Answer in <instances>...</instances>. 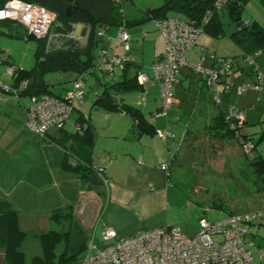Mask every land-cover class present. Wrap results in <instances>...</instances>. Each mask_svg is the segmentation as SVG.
<instances>
[{
  "label": "crops",
  "instance_id": "1",
  "mask_svg": "<svg viewBox=\"0 0 264 264\" xmlns=\"http://www.w3.org/2000/svg\"><path fill=\"white\" fill-rule=\"evenodd\" d=\"M145 10L123 13L128 20L132 19L136 23L127 26L129 32V29L151 22V20L139 22V17ZM253 20L264 27V22H260L258 18ZM4 22L13 23L25 35V28L21 24L10 20L0 21V24ZM81 29H85L84 34L78 33L74 36H77L80 43L82 39L85 43L88 29L83 25ZM114 30L115 27H111L107 32L113 34L111 32ZM130 34L132 38V32ZM146 34H142L141 37ZM160 38L157 42L159 37H156L155 43L146 40L144 43L141 40L140 43L137 38L131 39L130 54L135 58V63L124 71L116 67L113 74H100L96 69L91 73L82 74L81 77L72 73L48 74L46 79L54 94L64 96L72 87V82L80 79L83 97L82 100L73 101L71 115L77 111L76 115L70 117L63 129L51 127L43 139L34 135L25 125L24 108L28 105L27 97L17 98L0 89V201H7L17 214L20 228L27 234L30 233L31 237L37 238V235L44 231L55 230V226H59L61 231L70 230L75 226L85 231L88 239L93 237L95 242H99V234L104 227L113 228L117 238L128 237L150 230L151 226L144 225H149V220L163 211L171 199H175L176 194L169 191L167 173L172 157L179 148L188 115L199 101L197 82L201 78L200 74L187 65L181 68V76L173 85L178 110L176 111L175 108L171 110L170 107L166 118L155 116L160 107L159 86L156 82L147 81L139 85L140 88L136 90L115 94L116 103H123L140 111L145 124L152 129L150 131H140L138 126L134 125L132 117L124 111L108 112L93 106L94 100L102 91L103 83L136 77L141 72L149 77L152 76L150 64L165 47L161 35ZM110 41L101 42L99 46L105 47L110 54L123 52L120 43L116 40ZM206 45L207 43H203L201 46L206 49ZM204 54L208 53L204 51ZM243 54L242 51L241 56ZM147 55L151 56L149 62L144 60ZM10 57V50L0 47V81L5 84L10 80L5 76L3 69L8 65H16L14 61L9 62ZM253 62L264 74V50L253 56ZM22 63L23 60L20 65ZM203 65L211 67L212 61L206 59ZM250 66L252 65H249L248 69L239 63L238 77H241L237 79L239 84L254 81L255 74L251 72ZM84 85L90 89V92H84ZM155 87L158 88V92L153 95L151 91ZM177 88L187 101V107H181L183 100L178 98ZM241 93L236 106L244 112L243 131L244 134H248L249 124L255 121L250 116V112L258 107L264 108V83L260 90L247 89ZM262 114L264 112H261L257 119ZM78 116L88 118V124L94 130L90 164L103 169L102 173L108 181L107 185L102 184L98 178L84 182L78 176L60 169L64 158L71 165L76 162V158L64 148L71 146L73 142L62 135L72 134L75 131ZM156 128L172 131L170 132L172 138L167 140L159 138L154 133ZM58 138L65 142L64 147L58 143ZM164 163L168 166L167 170L161 167ZM56 210L67 214L59 223L49 218ZM261 210L264 211V203L257 211ZM249 229L251 237L254 240L255 237L258 239L253 249L254 255L257 256L258 251L264 249V216L251 222ZM259 263L264 264V261Z\"/></svg>",
  "mask_w": 264,
  "mask_h": 264
},
{
  "label": "built area",
  "instance_id": "2",
  "mask_svg": "<svg viewBox=\"0 0 264 264\" xmlns=\"http://www.w3.org/2000/svg\"><path fill=\"white\" fill-rule=\"evenodd\" d=\"M54 18L51 11L24 0H8L0 8V21H15L24 26L27 35L37 39L48 35ZM153 23L163 37L164 51L150 64L152 76L141 72L136 75V80L139 85L147 81L158 84L160 107L155 116L166 118L169 108L177 104L172 87L178 82L184 65L206 75V84L213 86L218 83L219 73H228L234 61L212 54H202L197 64L188 63L186 55L197 44L201 35L200 28L189 19L172 16L154 20ZM97 34L106 41L111 40V36L104 29H100ZM116 36L123 52L109 54L106 49H100L97 70L101 73L111 74L114 68H122L126 63L135 62L130 54L131 37L127 29L123 26L117 27ZM201 50L205 51L204 46ZM259 52L261 51L256 54ZM206 59L212 61L211 67L203 65ZM245 61L252 65L255 79L250 83H242L238 86V91L260 90L264 83V74L250 57H246ZM18 70L19 66H6L4 74L10 81L6 84L0 81V89L15 97L26 86V81L17 86L13 85ZM81 87L82 82L77 79L62 98L47 94L30 96L29 103L24 108L26 127L40 139L45 137L51 127H64L69 120L73 101L82 100ZM222 98V90L212 94V100L216 104L221 103ZM226 117L233 119L231 128L244 129L245 115L242 110L230 106ZM154 133L163 140L172 138V134L164 128H156ZM242 143L246 149L251 147L249 141ZM161 167L165 170L168 168L166 163ZM102 171L100 167L97 169L101 180L105 178ZM103 182L105 185L108 183L107 179H103ZM258 215L260 213L257 210L216 219L202 215L198 218V229L192 236L184 234L179 228L164 225L117 238L113 228L104 227L99 242H95L93 237L87 240L77 264H259V261H264V249H260L257 256L254 255L256 241L251 237L249 229L253 218Z\"/></svg>",
  "mask_w": 264,
  "mask_h": 264
},
{
  "label": "trees",
  "instance_id": "3",
  "mask_svg": "<svg viewBox=\"0 0 264 264\" xmlns=\"http://www.w3.org/2000/svg\"><path fill=\"white\" fill-rule=\"evenodd\" d=\"M7 1L8 0H0V8ZM24 1L39 5L51 11L54 13L55 18L51 25L52 28L50 27L49 33L45 38L37 39L33 36L26 35V33L24 35L26 39L35 40L36 46L33 53L34 64L32 67L24 69L19 66L20 70L16 72V77L13 80L14 86H17L22 81H26L25 88L19 93L17 98L21 96L29 98L30 96H40L44 94L62 98L63 96L54 94L51 86L48 84L46 76L52 73H72L81 77L82 74L91 73L95 69L97 70L99 51L102 48L106 49L105 47L99 46L102 37H100L97 32L100 29L107 31L108 28L111 27H115V29L120 26L127 28L131 23L136 24L135 21L132 19L128 20L124 16L121 5L118 3L128 0H119L118 2L114 0ZM246 1L247 0H224L223 2H221V0H162L158 6L147 8L143 14L140 15L139 22L147 20L154 21L169 16L189 19L200 28L201 34L216 39L219 38L222 33L220 13L226 10L236 26V30L230 36L242 48L244 53L241 56L242 59L245 61L246 57H250L253 60V56L257 51L264 50V27L254 20L245 23L242 19L241 13ZM259 1L261 5L264 6V0ZM68 7L70 15L65 14ZM77 24H81L88 29L83 45L79 43L80 41L77 36H74L75 25ZM52 32L54 36H58L63 40V43L55 48H49L50 37L48 36ZM160 55L156 56L154 60ZM229 59H232L234 63L231 65L228 73L224 71L223 73H219L217 84L208 86L206 84V75L200 74L201 78L197 82L198 100L204 99L213 103L212 94L219 90H222L223 93L221 102L224 100L227 94L226 91L234 84V80L240 76L238 74L239 61L237 57H230ZM134 63L135 62L126 63L120 69L124 71L129 65ZM250 70L251 72L253 71L252 66ZM100 74L102 73L100 72ZM111 74H113V72ZM250 82L251 81H246L244 83ZM216 85L220 87L216 88ZM138 88H140V86L135 76L122 78L117 82L103 83L102 91L94 100L93 106L108 112L124 111L132 117L134 125L138 126L140 131H150L152 129L145 124L144 118L138 109H134L123 103L118 104L114 99L117 92L136 90ZM220 104L221 103H214L218 108ZM233 106L237 107L236 105ZM228 108L229 107L223 111L219 109L220 114L216 120L218 123L217 128L223 127L228 129L242 145L243 141H249L251 143V147L246 151L247 155L250 157L249 159L252 167L264 178V164H260L264 158L255 160V157H252L250 151L253 148V144L247 137V134H244V129L239 130V128L236 127L231 128L233 119L230 120L226 117ZM237 108L241 110L239 107ZM191 114L192 112L188 116L190 117ZM62 129L63 127L59 128V130ZM62 137L69 138L73 142L71 146L64 147L65 142H63L61 138H58L59 140L57 139L58 143L66 149V152H70L74 158H76V162L74 165H71L67 162V159L64 158L60 164V169L66 173L78 176L84 182H91L95 178H98L101 182L102 180L97 174L98 168L90 164L91 150L94 143V130L92 126L88 124V118L78 116L75 122V131L72 134L63 133ZM176 153L171 161H174ZM167 174L168 176L170 175L169 170ZM65 216H67V214L62 213L61 210H56L50 214L49 218L59 223ZM69 232V229L67 231L55 229L38 234L37 239L41 246L42 253L40 256H34L29 262H26L25 256L21 250V244L26 238L27 233L20 228L17 214L10 208L7 201H0V251L3 264H54L56 260V250L60 247H63V249L57 257V262L58 264H65L69 258V256H67V248L70 240Z\"/></svg>",
  "mask_w": 264,
  "mask_h": 264
},
{
  "label": "rangeland",
  "instance_id": "4",
  "mask_svg": "<svg viewBox=\"0 0 264 264\" xmlns=\"http://www.w3.org/2000/svg\"><path fill=\"white\" fill-rule=\"evenodd\" d=\"M115 1L118 2L119 0ZM161 2L162 0H128L118 3L121 5L123 13L126 14L156 7ZM241 15L245 23L257 18L260 22H264V6L261 5L259 0H247ZM220 21L222 26L221 36L213 39L201 34L197 44L188 51L186 55L187 62L197 64L200 55L204 54V51L201 50V45L207 43L205 52L208 54H212L215 57L223 55L226 58L236 56L239 63L249 69L248 63L241 57L242 48L230 36L236 30V26L226 10L220 13ZM129 30L130 32L127 31L130 37L132 32L130 43L131 39L136 38L139 39L140 43L141 40L142 43L145 40L155 43L156 37H159L157 42L161 39V34L155 28L153 21ZM111 33L113 34H108L107 32L111 36L110 42L116 40L117 43H120L116 36V29ZM142 34H146L148 37L146 35L141 37ZM48 37H50L49 48H55L63 43V40L58 36H54L53 32ZM101 40L102 43L106 41L104 38ZM83 41L82 39L81 43H79L83 45ZM35 46L36 41L24 38L22 30L15 27L13 23L4 22L0 24V47L10 50L11 57L9 62L12 63L14 61L16 65L18 63V66L24 68L31 67L34 61ZM150 59L151 56L147 55L144 60L149 62ZM22 60L25 64L22 63L20 65ZM144 64L147 65L146 63ZM237 79H241V77H237L234 80L235 83L230 87L229 93L228 90L226 91L227 94L219 108L214 105V102L204 99H200L197 102L181 134L176 157L169 167L170 184L168 187H170L169 191L171 193L176 194L175 199H171L169 205L163 211L157 213L153 219L149 220V225H144L151 226L149 227L150 230L160 225H168L179 228L184 234L192 236L198 229V218L202 215L207 216L209 219H216L217 216L224 217L227 214H242L258 210L264 203V178L252 167L250 157H248L246 152L247 149L228 129L217 128L218 123L216 120L220 110L223 111L227 107L237 105L242 95L238 91V86L242 83L239 84ZM219 87V85H216V88ZM157 89L156 87L153 88L151 93L155 95L158 92ZM172 89L175 90V86ZM83 90L84 92H90L86 85L83 86ZM177 92L178 98L180 97L183 100L181 107H187V101L183 98L178 88ZM26 100L28 104L29 98L27 97ZM174 108L176 111L178 110L177 104L171 106L170 109ZM76 112L74 111L72 115L70 114L69 120L70 117L73 118L76 115ZM261 112H264V108L258 107L250 112V116L255 121L249 124L250 131L247 134L253 144L250 154L255 157V160L264 158V114L257 119ZM86 113H88L87 109ZM168 132L172 131L168 130ZM260 164H264V159H262ZM103 179L105 178H102V184H104ZM211 212L214 214H211ZM259 213L260 215L255 216L252 222L257 221L260 216H264V211L261 210ZM21 216L24 217V215ZM55 228L60 230L59 226H55ZM70 230V240L67 248V256L69 258L65 264H77L83 254L88 237L85 231L79 230L75 226H72ZM27 235L28 237L21 244V250L24 253L25 261L29 262L31 257L41 255L42 251L38 239L31 237L30 233ZM255 239L257 243L258 239L256 237ZM62 249L63 247H60L56 250L54 264H58L57 257ZM0 264H3L1 251Z\"/></svg>",
  "mask_w": 264,
  "mask_h": 264
},
{
  "label": "water",
  "instance_id": "5",
  "mask_svg": "<svg viewBox=\"0 0 264 264\" xmlns=\"http://www.w3.org/2000/svg\"><path fill=\"white\" fill-rule=\"evenodd\" d=\"M65 14L70 15L69 7L66 9ZM84 32H85V29H81V24H77L74 30V34L75 35H78V33L84 34Z\"/></svg>",
  "mask_w": 264,
  "mask_h": 264
}]
</instances>
